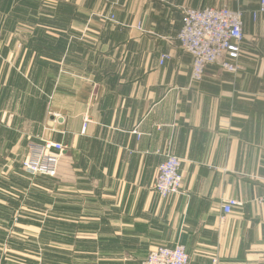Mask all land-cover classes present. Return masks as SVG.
<instances>
[{"label": "crops", "instance_id": "obj_1", "mask_svg": "<svg viewBox=\"0 0 264 264\" xmlns=\"http://www.w3.org/2000/svg\"><path fill=\"white\" fill-rule=\"evenodd\" d=\"M260 2L0 0L3 264H142L177 244L190 264H264ZM222 7L243 12L238 70L193 83L181 10ZM41 138L64 148L54 178L21 169ZM167 153L182 187L162 199Z\"/></svg>", "mask_w": 264, "mask_h": 264}, {"label": "built area", "instance_id": "obj_2", "mask_svg": "<svg viewBox=\"0 0 264 264\" xmlns=\"http://www.w3.org/2000/svg\"><path fill=\"white\" fill-rule=\"evenodd\" d=\"M262 12H264V0H261L257 12L253 13V19L256 18L257 13ZM243 38L242 11L227 7L183 8L181 29L176 40L180 50L192 58L191 82L202 81L207 67L212 65H217L224 71L236 73ZM169 58V55L162 54L160 65ZM63 150L61 144L48 139L41 138L39 142H31L27 146L26 157L21 162V169L31 177L54 178ZM180 167V159L170 153L164 154V160L158 167L153 187L160 198L166 199L171 195L180 194L182 187ZM238 205L236 200H225L221 207L223 214H230ZM0 264H3L2 257H0ZM142 264H190V262L184 247L177 244L172 248L164 246L154 248Z\"/></svg>", "mask_w": 264, "mask_h": 264}, {"label": "rangeland", "instance_id": "obj_3", "mask_svg": "<svg viewBox=\"0 0 264 264\" xmlns=\"http://www.w3.org/2000/svg\"><path fill=\"white\" fill-rule=\"evenodd\" d=\"M29 143H31V142H29ZM29 143H28V144H29ZM34 143H35V142H34ZM27 146H28V145H27Z\"/></svg>", "mask_w": 264, "mask_h": 264}]
</instances>
